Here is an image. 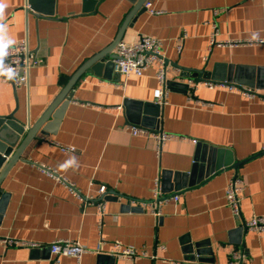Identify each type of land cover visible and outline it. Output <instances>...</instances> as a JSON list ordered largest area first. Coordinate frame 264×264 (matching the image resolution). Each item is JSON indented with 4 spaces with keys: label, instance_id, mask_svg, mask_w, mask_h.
Wrapping results in <instances>:
<instances>
[{
    "label": "crops",
    "instance_id": "1",
    "mask_svg": "<svg viewBox=\"0 0 264 264\" xmlns=\"http://www.w3.org/2000/svg\"><path fill=\"white\" fill-rule=\"evenodd\" d=\"M153 2L160 13L144 6L123 40L146 35L162 42L167 102L161 105L154 97L158 62L141 76L126 78L104 64L115 61V48L107 62L89 68L74 85L58 123L50 118L49 134H38L2 184L9 197L0 211V238L40 246L0 242V264H230L235 253L240 264H264V236L239 227L226 199L230 179L239 176L245 187L242 220L264 215V42L257 43L264 41V0ZM55 8V15L45 16L31 10L27 0H0V45L26 39L42 60L31 70L28 85L0 78V117L13 115L26 127L80 67L112 44L133 2L100 0L84 11L83 0H57ZM213 35L241 44L211 46ZM216 67L237 74L241 82L231 83L258 95L197 83L194 72L182 69ZM252 79L253 86L245 84ZM140 118L143 124L133 122ZM132 125L177 137L158 154L156 139L133 135ZM201 143L218 148V165L221 158L242 163L237 169L223 166L176 192L179 200L164 202L156 217L151 212L155 180L162 185L165 172L191 173L196 158H207L199 151ZM59 178L93 197L107 187L104 217ZM179 183L187 185L188 178ZM58 240L78 242L88 252L80 260L55 255L50 245ZM117 241L144 255L118 258L111 253ZM195 243L205 244L190 252Z\"/></svg>",
    "mask_w": 264,
    "mask_h": 264
},
{
    "label": "built area",
    "instance_id": "2",
    "mask_svg": "<svg viewBox=\"0 0 264 264\" xmlns=\"http://www.w3.org/2000/svg\"><path fill=\"white\" fill-rule=\"evenodd\" d=\"M153 0H149L145 4V8L151 14H158L160 11L153 7ZM263 40H258L257 43H263ZM241 44L240 41L225 40L217 41L215 35L212 36L211 46H233ZM118 57L115 59V70L124 77L131 75L141 76L148 68L152 67L156 62L159 67L156 72L158 87L154 91V97L157 103L165 104L167 102L168 93L166 91L167 84V68L163 58V44L156 38L142 35L133 41L122 40L117 47ZM42 60L38 58L30 49L26 39L21 40L12 45H0V78L11 80L16 86L28 85L31 70L40 65ZM209 87L228 86L231 89H238L248 97H256L257 91L251 88L244 87L238 84L228 82H205ZM130 132L133 135H146L153 137L157 141V152H161L163 145L170 139L177 137L175 134L163 131H151L139 127L138 125L130 126ZM66 152H74V147H61ZM70 186L71 193L79 198L83 205H96L99 217L102 219L107 212V202L105 196L107 194V187L101 186L99 188V195L93 197L91 195H84L72 183L67 182L66 179L59 178ZM153 198L151 201V212L156 217L161 215V205L171 199L178 201L180 196L178 194L168 196L162 190L160 178H157L154 183ZM244 181L239 176H234L230 179L226 189L227 204L236 217L241 215V200L244 196ZM243 226L249 230L260 232L264 236V215H255L249 220H243ZM0 242L7 245H25L31 247H38L40 244L30 241H15L10 238H0ZM51 252L55 255L72 256L81 259L84 253L88 250L80 245L78 242L69 240H58L50 245ZM111 253L121 259H137L144 254L138 253L135 249L124 246L120 242H115ZM240 254H234V260L230 264H240ZM171 264H183L182 261H174Z\"/></svg>",
    "mask_w": 264,
    "mask_h": 264
},
{
    "label": "water",
    "instance_id": "3",
    "mask_svg": "<svg viewBox=\"0 0 264 264\" xmlns=\"http://www.w3.org/2000/svg\"><path fill=\"white\" fill-rule=\"evenodd\" d=\"M56 1L57 0H27V4L30 9L35 11L39 15L45 16H53L56 12ZM100 0H83V10L88 11L91 10L93 6H95ZM133 2V8L128 13L123 25L121 26L116 39L112 42L110 46L101 52L97 53L91 59H89L82 67H80L74 75L71 77L66 86L59 92V94L55 97V99L50 103V105L45 109V111L41 114L39 119L33 124L26 127V125L16 119L13 115L9 117H0V211L4 212L7 199L9 197V193L5 192L2 188V184L6 177L8 176L11 169L15 166V164L24 160L22 157L25 150L32 143V141L38 137V134L48 135L50 128L48 123L50 122V118L52 117L54 125L58 123L60 120L62 113L69 102V99L73 96V87L77 83V81L85 74V72L89 68L96 69L101 66L102 63L107 62L106 56L117 47L118 43L123 40L125 31L127 27L131 24V22L135 19L137 15H139L142 11H144V6L149 0H131ZM111 55V54H110ZM118 55H111V58L115 60ZM106 64L107 67L114 66L115 61H108ZM231 67L230 69H232ZM185 71L194 72V77L197 83L200 82H218L219 81H227L231 82H241L238 79V75L232 74V71H226L220 73L219 69L214 68L212 71H206L205 69H191V68H182ZM224 71V70H223ZM185 75V74H184ZM187 76V75H186ZM169 84V82H167ZM245 84L249 86H253V79L250 82H246ZM157 109H160L161 106L159 104L155 105ZM156 115V113H155ZM136 123H144L142 119L133 120ZM200 152H207L206 160L204 158L195 160V165L191 173L182 174V173H174L169 171L165 172V181L162 183V190L164 193L173 192V195L176 192H180L181 190L187 188V186H193L197 183H200L204 180L205 176L209 177L216 172H218L223 166H232L237 169L242 162L232 163L231 161L227 162L220 159V163L218 165V148L209 146L207 144H200L199 146ZM219 153V154H218ZM221 157V156H220ZM204 170V175L202 172ZM172 175V177H171ZM204 176V177H203ZM181 177L188 178V184L183 185L179 183ZM171 181H169V179ZM174 181V182H173ZM185 184V182H183ZM238 225L242 227L243 220L241 216L238 217ZM205 243H195L190 244L187 248L190 252L195 250V247H202ZM199 252V251H197Z\"/></svg>",
    "mask_w": 264,
    "mask_h": 264
}]
</instances>
